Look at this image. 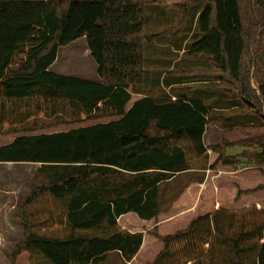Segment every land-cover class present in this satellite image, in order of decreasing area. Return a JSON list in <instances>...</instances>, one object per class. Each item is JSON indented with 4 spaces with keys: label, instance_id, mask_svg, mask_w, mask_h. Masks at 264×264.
<instances>
[{
    "label": "trees",
    "instance_id": "trees-1",
    "mask_svg": "<svg viewBox=\"0 0 264 264\" xmlns=\"http://www.w3.org/2000/svg\"><path fill=\"white\" fill-rule=\"evenodd\" d=\"M147 4L197 8L200 38L183 53L210 67L181 69L179 81L225 84L246 123L197 98L133 99L143 82L144 45L165 34L144 33ZM81 37L96 81L50 69L58 49ZM80 122L89 123L51 131ZM215 125L220 143L207 146L203 134ZM5 135L13 138L0 144V163L38 165L17 202L23 237L9 264L21 253L29 264H96L112 251L129 261L143 234L117 219L134 213L143 229L156 221L164 184L178 176L177 197L206 171L254 163L264 174V0H0ZM256 190L264 185L238 195ZM223 212L198 214L164 236L152 228L162 248L150 264H264V202Z\"/></svg>",
    "mask_w": 264,
    "mask_h": 264
},
{
    "label": "rangeland",
    "instance_id": "rangeland-1",
    "mask_svg": "<svg viewBox=\"0 0 264 264\" xmlns=\"http://www.w3.org/2000/svg\"><path fill=\"white\" fill-rule=\"evenodd\" d=\"M197 13L198 10L195 6H191L187 11H177L168 4H147L145 6L144 33L146 35L165 33L152 43L144 45V74L140 87L146 94L157 95L163 93V88L170 80H177L180 83L181 69L189 71L210 67L208 60H191L183 53L184 49H188L192 43L200 38V32L196 24ZM50 69L62 75L76 76L92 81L98 79L96 63L88 53L84 37L60 47L54 65L52 64ZM224 88H226V85L223 83L208 82L201 85H178L170 89L169 92L179 96L201 99L206 105L218 104L230 107L233 101L223 91ZM164 93L166 92L164 91ZM241 108L244 107L241 106ZM220 114L227 117L231 122L234 121V116H236L235 111ZM245 119H248V117ZM88 123L61 125L54 127L51 131L66 130L84 126ZM12 138L13 135L2 136L0 137V144L8 143ZM37 167V164L32 163H0V264H9V254L15 245L22 240L23 232L20 219L16 213L17 202L22 196L29 193L32 177L36 176ZM260 170L264 171V164L260 167ZM236 172L237 176L231 177L232 182L237 183L234 189L235 196L240 191V186H243L242 188L247 187L242 183L243 181H249L254 175H259L261 171L253 163L251 167L240 166ZM227 176L230 177L231 174H227ZM241 177H245L244 180H241ZM181 178L187 182L185 177ZM177 179L170 181L169 184H164L161 188L164 192L160 202L161 211L169 210L172 206H196L197 210L194 214L198 215L212 209L213 201L216 199L215 194L202 193L196 195L194 194L195 187L192 189L190 187L191 194L182 191L176 197L177 192L182 188L174 184ZM226 183V185H223L230 190V182L227 181ZM227 192L223 188L218 198L225 201V198L229 196ZM178 220L183 222L182 217ZM152 228L147 231L151 236L153 235L149 231ZM177 228H181V226H177ZM140 229L143 230V228ZM144 229H146V226ZM15 264H26L25 253H21L16 257Z\"/></svg>",
    "mask_w": 264,
    "mask_h": 264
},
{
    "label": "crops",
    "instance_id": "crops-1",
    "mask_svg": "<svg viewBox=\"0 0 264 264\" xmlns=\"http://www.w3.org/2000/svg\"><path fill=\"white\" fill-rule=\"evenodd\" d=\"M208 82H214L216 84L219 83L217 81L178 83L177 80H170L165 85V88H163L166 93L162 91L163 93H159L157 95H150V94H146L145 91L141 89L140 87L138 90V93L133 94L135 95L133 99H138L143 96H149L153 98L169 97L173 100L179 95H176L173 92H169L170 89L177 87L178 85H186V84L187 85H193V84L201 85V84H206ZM206 106L218 114L223 113V112L230 113L232 111H235L236 116H234V121L232 122L234 124H244L247 122V120L245 119L246 117L244 116V113H243L244 108L242 109L241 105H238L236 103H232L230 107H224L218 104L206 105ZM221 133H222V129L218 125H215L212 129L205 131L203 134L204 144L207 146L219 144L221 140ZM240 151H241L240 148H231L227 150L229 154H236ZM244 166L251 167L252 164L251 163L245 164ZM236 170L229 171V169H225V170L218 169L215 171H206L202 182L193 183L192 185L186 187V189H184L183 191L190 192L191 189L195 187L196 190L194 191V194L196 195L197 194L201 195L202 193H206V194L208 193L210 195L215 194L214 197H216V199L213 201V207L211 211L221 210V211H224L223 213H227V212L232 211L233 209L247 207L251 204L263 205L264 190H256V191H253L250 193H244V194L241 193L239 195L237 194L236 196L234 195V189L237 183L232 182L233 180H231V177L237 174ZM227 174H231V176L228 177ZM244 178L245 177H241L240 179L244 180ZM263 180H264V174L254 175L253 177L249 179V181L245 180L242 182L243 184L247 185L246 188H242L243 186L241 187L240 186L241 184L239 185L240 191L247 190V189H253L259 185H264ZM227 181L230 182V190L225 186L227 184L226 183ZM223 188L225 191H228L227 193H229V196L225 198L226 199L225 201H221L218 198V195L221 193ZM161 210L162 209H160V213L158 215V220H156V222L153 220H150L146 225V229H143V230L138 227L139 225H136V223L132 222V220L136 218V215L134 213L129 212V213L121 215L117 219V222L119 225L125 227L130 233L142 232L143 234L142 243H141V246L138 252L129 261H123L120 252L112 251V252L107 253V256L104 260L99 261L96 264H150V262H152V260L154 259L155 255L162 248V244L157 240V238L149 235L147 231L152 227H157V233L161 236L174 233L175 231L183 229L188 225L190 220L196 216L194 213L197 209H196V206H172L169 210L168 209L166 211H161ZM181 217L183 219V222H179L178 220ZM177 226L178 227L181 226V228H177ZM25 260H26V264H29L27 253H25Z\"/></svg>",
    "mask_w": 264,
    "mask_h": 264
}]
</instances>
